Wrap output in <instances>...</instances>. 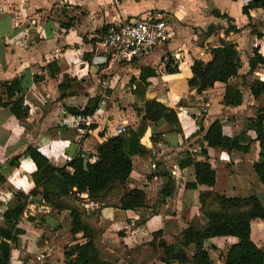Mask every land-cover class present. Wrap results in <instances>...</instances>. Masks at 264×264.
I'll return each mask as SVG.
<instances>
[{"label": "crops", "instance_id": "0c3cea01", "mask_svg": "<svg viewBox=\"0 0 264 264\" xmlns=\"http://www.w3.org/2000/svg\"><path fill=\"white\" fill-rule=\"evenodd\" d=\"M245 2L0 0V100L6 102L0 105V174L4 177L0 182V198L7 194V199L13 190L27 192L33 185L31 172L34 164L29 157L21 154L25 144L37 146L50 162L60 165L78 150L85 157L87 152L93 153L95 144L105 136L117 133L116 127H121L123 123V129L130 127L141 132L139 140L146 148L144 153L131 156V169L124 184L126 187L141 186L147 205L123 209L117 205V195L111 197L113 202L100 204L89 199L85 192H77L87 200L81 202L86 213H90L93 208L96 210V221L85 217L86 220L94 227L105 223L98 232L100 240L131 247L149 240L150 232L160 228L161 236L167 242L174 241V237L179 236V230L192 218L203 223L197 197L202 190L226 196L254 194L264 208V184L258 180L252 167V162L259 157V145L253 129L244 130L239 137L241 143L247 144L245 151L206 147V160L214 169L212 185L196 183L195 186H185V182L194 180L192 166L177 164L178 158L186 154L191 158L203 159L199 152L201 132L193 134L197 128L193 114L200 116L202 113L204 128L218 118L221 132L231 136L244 126L246 118L254 114L256 106L264 109V94L252 95L247 85L254 77L264 79V64L258 63L251 73L242 77L248 69L247 59L252 48L255 47L264 57V39L258 35V32H264L262 8H248L246 14L241 11V5ZM215 8L231 16L230 23L237 29H228L225 18L212 13ZM146 12L170 15L174 35L154 46L144 57L114 61L108 67L107 63H100L102 68L99 69L91 57L102 52L99 43L101 36L110 26ZM103 26H106L105 29H102ZM220 38L235 44L240 59L236 74L227 80L241 92V100L237 104L223 102L225 82L215 80L201 92H196L186 82L191 75L189 66L192 59L207 60L210 57L209 48L216 45ZM167 56L176 64L175 71H165L163 60ZM150 70L153 73H148L144 80L138 79L139 71ZM67 76L74 77L75 82L66 91L59 92L57 82ZM102 76L107 79L104 87L99 83V78H104ZM12 78H17L20 90L11 89L8 94L1 83ZM130 78L134 79L131 84ZM136 80L140 82L139 85H135ZM175 80L179 86L174 83ZM98 92V115L91 122L94 127L89 128L83 137H78L73 124L75 114L65 111L63 104L82 107L88 96ZM17 94L22 95V105L27 106V114L22 118H16L9 110ZM148 98L160 100L174 109L177 117L175 129H171L162 117L156 121H141L138 108ZM52 130H55L56 135L52 134ZM152 132L160 133L159 140L150 139ZM91 156L89 160L93 159ZM11 158L14 164L8 163ZM153 160H157L158 166L155 168ZM161 163L170 171L172 188L170 194L160 202V189L165 177L154 170L160 169ZM81 172L86 173V170ZM108 197L109 194L106 195ZM29 200L32 201L31 197ZM30 204L40 205L46 211L44 215L51 212L50 207L43 205L42 201H32ZM153 206L155 211L152 212ZM136 208L138 212L150 211L136 216ZM60 211H66L67 218L58 220L62 227H56L54 234L62 233L63 228L68 231V209L62 208ZM22 218L16 223L22 232L17 234L15 242L9 244V264H65L62 248L54 255L51 244L54 239H50L51 247L45 239L41 243L40 227ZM118 230L122 234H118ZM79 235L80 232L75 234L77 237ZM249 235L264 250V217L249 220ZM237 240L231 234L204 239L203 245L207 248L210 264H223L227 247ZM72 241L66 242L69 244ZM109 245L112 248L113 245ZM40 253L42 257L36 259L35 256ZM114 264L127 262L120 256Z\"/></svg>", "mask_w": 264, "mask_h": 264}, {"label": "trees", "instance_id": "16d2710c", "mask_svg": "<svg viewBox=\"0 0 264 264\" xmlns=\"http://www.w3.org/2000/svg\"><path fill=\"white\" fill-rule=\"evenodd\" d=\"M253 7L262 8L264 19V0H246L241 5V11L248 14V8ZM212 13L224 17L228 29H237L230 23L232 17L227 13H220L216 8L212 9ZM103 27L102 29H105L106 26ZM258 35L264 39V32H258ZM209 51L210 57L207 60L192 59L189 66L191 75L186 81L187 85L194 87L196 92H201L211 86L215 80L225 82L223 102L226 104L239 103L241 100L239 88L227 82L228 77L236 74L240 67V59L235 44L220 38L216 45L209 48ZM247 61L248 69L242 74V77L251 73L258 63L264 64V57L254 47ZM163 63L165 71L176 70V64H173L170 56H167ZM148 73H153V70L139 71L138 79L144 80ZM129 81L131 84L134 79L130 78ZM74 82V77H62L57 82V88L59 92H64ZM1 84L5 86L8 94L11 93V89L12 91L20 90L17 78L3 81ZM139 84L140 82L136 80L135 85ZM247 85L252 95L264 94V79L254 77ZM131 89L133 90L132 86ZM22 101V95L17 94L9 106L10 112L16 118H22L27 114V106L22 105ZM98 101L99 97L94 94L86 98L82 107L63 104V108L70 114H89L95 109ZM5 104L6 102L0 100V105ZM138 110L141 111L140 119L142 122L156 121L162 117L171 129H175L174 125L177 124L176 113L171 106H167L162 101L155 98L144 99ZM193 116L197 123V128L193 134L201 132L199 152L203 155V159L191 158L189 154L178 158L177 164L179 166L185 164L192 166L194 180L185 182V186H195L196 183L212 185L214 169L206 160V147H221L226 150L235 148L245 151L247 144L241 143L239 137L244 130L249 128L254 130V138L259 145V157L252 162V167L258 180L264 184V109L262 107L256 106L254 114L248 116L244 126L231 136L221 132V121L218 118L213 119L204 128L202 126V113L200 116L194 114ZM93 127L94 123H90L89 128ZM140 133V131L126 127L97 142L93 153L87 152L85 157L78 150L60 165L50 162L37 149V146L30 143L25 144L21 154L29 157L34 164V169L31 172L33 185L27 192L17 190L12 194L10 193L11 195L7 199V194L0 198V208H2L0 212L2 217L0 223V264H9V244L15 242L17 234L22 232V228L18 227L16 223L24 212L26 204L32 203L29 200L30 197H39L43 205L56 208V210L68 209V231L74 238H72L71 243L63 245L65 264H114L100 255V250L95 243V227L83 218L84 209L77 204L64 205L60 202V198L71 194L78 195L77 192L82 191L86 193L89 199L103 204L105 199L102 198L108 195L105 193H109L111 188L117 187L118 184L121 187V192L119 190L116 194L118 207L126 209L146 206L144 189L135 185L126 187L124 184V180L131 169V156L146 151L144 144L139 140ZM159 134V132H152L149 137L151 140L157 141ZM91 155H93V159L89 160L88 157ZM152 162L154 168L158 166L157 160ZM8 163L14 164L15 162L11 158ZM160 166V169L154 171L165 177L158 200L161 202L171 192L172 178L169 169H165L162 163ZM83 169L86 170V173L81 172ZM3 180L4 177L0 174V182ZM38 186L41 187L40 190L37 189ZM197 197L201 217L204 219L203 223L192 218L179 230V236H175L174 241L171 242H167L161 236L160 228L150 232L151 238L147 240V243L151 248L158 249V259L164 264H172V262L210 264L207 248L203 245L204 239L214 235L231 234L235 235L238 240L227 247L223 255V264H264V250L258 247L249 235V220L254 217H264V208L258 198L254 194L226 196L208 190L199 191ZM211 202L215 203L216 206L212 207ZM151 211H155L154 206ZM77 232H80L81 240L75 236ZM117 233L122 234V231L118 230Z\"/></svg>", "mask_w": 264, "mask_h": 264}, {"label": "built area", "instance_id": "2783aa9c", "mask_svg": "<svg viewBox=\"0 0 264 264\" xmlns=\"http://www.w3.org/2000/svg\"><path fill=\"white\" fill-rule=\"evenodd\" d=\"M174 33L172 19L168 14L146 12L129 17L110 26L101 36L99 43L102 52L92 55L91 61L101 69L100 63H107L108 67L114 61H130L144 57L154 46L166 42ZM99 83L104 87L107 83L106 77L101 78ZM97 111L96 107L92 113L74 115L73 124L78 137H83L89 130V124L94 120V116L98 115ZM123 125L121 123V127H116V131H121ZM40 257L42 253L35 256L36 259Z\"/></svg>", "mask_w": 264, "mask_h": 264}, {"label": "rangeland", "instance_id": "374dc122", "mask_svg": "<svg viewBox=\"0 0 264 264\" xmlns=\"http://www.w3.org/2000/svg\"><path fill=\"white\" fill-rule=\"evenodd\" d=\"M102 77H104V76H102ZM99 79H101V77ZM174 83L177 84V81L175 80ZM96 84H97V86H99L98 80L96 81ZM177 86H179V84H177ZM99 94H100V92L96 93V95L98 97H99ZM52 131H53L52 134L56 135L55 130H52ZM120 188L121 187L117 184V187L111 188V191L109 193L106 192L105 194H110V197L102 198V199H105L104 202L105 203L113 202L114 199L111 197H115V195L119 192ZM14 192H15L14 190L11 191V194ZM86 201L87 200L83 199L82 195H80V194H78V195L71 194V195L62 196L60 198V202L63 203L64 205L77 204L81 208L84 207L81 204V202H86ZM152 202H153V200H152ZM97 203H99V202H97ZM211 204H212V207L216 206V204L213 202H211ZM39 206L40 205L27 203L25 206L24 212H22V214L20 216H22L24 219L28 220L29 224L36 226V227H40L41 232H42V233L40 232V234H41L40 242L41 243H44V239H45V242L48 244V246H50V243H51L50 239L51 238L54 239V240H52L51 244H53L52 249H54L53 252H54V255H56L57 251H60L61 248H63V245L67 244L66 241H69L72 238H74L70 235L69 231H67V229H65V228H63V230H61L62 233L54 234V230L56 229V227H57V229H59L58 228L59 226L62 227L61 225H59L58 220L61 219V221H64V219L67 218L66 211L62 212V211H60V209L56 210V208H51V209L49 208V210L51 212H47V214L44 215L46 211H44L43 208H41ZM137 210H138V208L134 209V212H135L134 214L136 216H138L139 214L145 215L146 213H148V211H150V209L145 210V212H142L140 210L138 212ZM90 211H91L90 213H86L84 210L83 218L85 220H86V218H89L92 221H96L97 214L95 212L96 211L95 208H93ZM22 217H20V218H22ZM104 224H105L104 222H101L97 225V227H95V241L97 243L96 245L99 248L100 255L102 257L109 259L113 263L116 262L118 257L121 256L124 260H126L127 264H163V262L158 259V256H159L158 249L155 247L151 248L148 245L147 241H142V242H139L138 244L136 243V245H133L131 247H126V246L124 247V245L116 244V243H114V241L106 243L105 239L100 240L101 237L98 236V232L100 231L101 226L103 227ZM63 226H64V223H63ZM56 238H59V239H56ZM77 238H79V236ZM109 244L113 245L112 248L110 247ZM110 248L112 250H110Z\"/></svg>", "mask_w": 264, "mask_h": 264}, {"label": "water", "instance_id": "95a60500", "mask_svg": "<svg viewBox=\"0 0 264 264\" xmlns=\"http://www.w3.org/2000/svg\"><path fill=\"white\" fill-rule=\"evenodd\" d=\"M32 201L41 202L42 200L39 197H31Z\"/></svg>", "mask_w": 264, "mask_h": 264}]
</instances>
